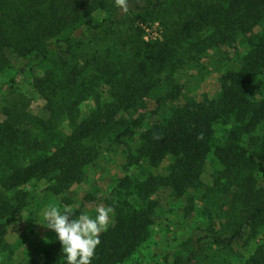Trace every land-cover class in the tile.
<instances>
[{
	"label": "trees",
	"instance_id": "1",
	"mask_svg": "<svg viewBox=\"0 0 264 264\" xmlns=\"http://www.w3.org/2000/svg\"><path fill=\"white\" fill-rule=\"evenodd\" d=\"M24 1L26 10L19 12L13 0H0V62L11 54L25 61L15 68L17 73L25 68L38 71L32 87L45 101L47 118L33 126L0 123V251L7 247V226L25 207V195H17L23 186L51 177L46 190L63 194L78 182L105 138L118 142L135 132L152 167L169 160L168 175L161 182L177 197L200 184L205 160L212 154L221 169L208 189L221 185L226 190L227 208L235 216L226 231L198 233V248L184 257L175 256L169 264H191L202 240L231 245L246 230L264 222V0H220L203 13L201 21L217 22L219 26L214 25L221 29L217 34L225 39L244 36L253 28L258 34L248 39L249 51L241 68L221 77L215 98L172 103L170 110L153 122L142 114L132 121L130 117L137 112L138 99L151 100L156 110L171 100L157 77L166 50L156 41H144L139 26L133 28L130 70L116 64L107 78L111 101L99 102L87 118L80 115L87 100L97 96L95 87L104 73L88 77L90 62L81 66L71 63L77 59L73 57L78 45L75 35L112 26V10L119 9L115 0ZM174 1L129 0L134 10L132 25L152 21L156 11ZM9 25L13 35L7 33ZM196 26V21H187L182 33ZM53 54H58L56 63L50 60ZM64 123L70 129L68 134L63 131ZM221 126L229 128L216 136V127ZM201 133L203 138L198 139ZM149 224L145 212H125L101 234L92 264H114L129 257L147 238ZM41 254L39 260L28 264H66L58 239Z\"/></svg>",
	"mask_w": 264,
	"mask_h": 264
},
{
	"label": "rangeland",
	"instance_id": "2",
	"mask_svg": "<svg viewBox=\"0 0 264 264\" xmlns=\"http://www.w3.org/2000/svg\"><path fill=\"white\" fill-rule=\"evenodd\" d=\"M13 1L19 12L26 10L24 0ZM219 2L177 0L167 3L154 13L152 21L142 26L140 21L132 25L133 8L129 7L128 13L114 9L112 26L77 32L75 40L78 45L73 51V57L77 59L71 63L81 66L90 62L87 64L88 77L98 76L100 71L104 73L103 81L95 87L97 96L95 99L90 97L82 106L84 113H80L81 117L92 114L99 102L111 101L107 78L113 74L116 64L122 63V68L130 70L128 59L136 26L143 29L144 41H156L166 50V61L158 69L157 77L171 100L156 110L151 100L138 99L137 112L131 114V121L142 114L148 122H153L160 114L167 113L172 103L180 105L215 98L221 77L241 68L243 57L249 51L248 39L250 41L258 34L257 28H253L245 37L235 34L231 39H225L217 34L221 30L214 25L217 22L201 21L203 13ZM191 20L196 21L197 26L182 33L183 24ZM6 30L9 35L14 34L10 25ZM57 56L53 54L50 60L58 62ZM24 62L11 54L0 62V123L12 121L33 126L47 118L45 101L32 87L38 71L27 68L24 72L16 71ZM62 126L64 133L68 134L70 129L65 123ZM221 127H216V136L229 128ZM135 133L122 136L118 142L105 138L96 158L84 168L78 182L63 194L55 195L46 190L51 177L29 181L23 186L17 195H25V207L7 226L4 237L7 247L0 251V264H28L39 260L41 253L57 240L54 231L41 225L43 212L50 205L61 209L64 205L79 206L76 215L84 212L93 217L96 206H111L114 213L109 228L127 211L145 212L150 220L147 238L129 257L114 264H169L175 256L184 257L198 248V233L228 230L235 216L227 208L226 190L221 189V185H215L217 190L208 189L221 169L212 154L205 160L200 184L177 197L161 182L168 175L169 160L152 167L140 149L139 134ZM200 243L202 246L191 264H264V222L246 230L231 245L213 244L208 240ZM260 256L262 260L257 262Z\"/></svg>",
	"mask_w": 264,
	"mask_h": 264
},
{
	"label": "clouds",
	"instance_id": "3",
	"mask_svg": "<svg viewBox=\"0 0 264 264\" xmlns=\"http://www.w3.org/2000/svg\"><path fill=\"white\" fill-rule=\"evenodd\" d=\"M115 6L124 13L129 11V0H115ZM157 139L161 137H156ZM198 139L203 138V133ZM79 206H48L43 212L44 222L41 224L56 234L66 256V264H92L95 250L101 244L100 236L108 231L112 223L114 209L100 204L96 206V215L78 212Z\"/></svg>",
	"mask_w": 264,
	"mask_h": 264
}]
</instances>
